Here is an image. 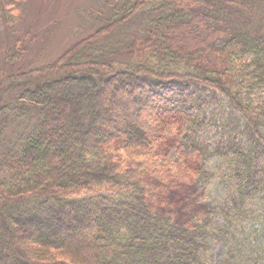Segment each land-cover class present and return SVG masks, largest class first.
I'll list each match as a JSON object with an SVG mask.
<instances>
[{
  "label": "trees",
  "instance_id": "16d2710c",
  "mask_svg": "<svg viewBox=\"0 0 264 264\" xmlns=\"http://www.w3.org/2000/svg\"><path fill=\"white\" fill-rule=\"evenodd\" d=\"M263 260L264 0H116L56 60L1 73L0 264Z\"/></svg>",
  "mask_w": 264,
  "mask_h": 264
},
{
  "label": "rangeland",
  "instance_id": "374dc122",
  "mask_svg": "<svg viewBox=\"0 0 264 264\" xmlns=\"http://www.w3.org/2000/svg\"><path fill=\"white\" fill-rule=\"evenodd\" d=\"M116 0H20V6L6 19L0 0V75L6 70L41 66L56 60L80 39L103 26ZM12 7L7 4V8ZM131 25L124 26V33ZM127 34V33H126ZM21 39L20 47L15 42ZM15 55H17L15 57ZM15 57V58H14ZM209 142H215V131ZM217 159L209 161L214 169ZM215 173L202 195L219 204L228 196V188ZM205 194V195H204ZM215 257L223 253L221 244H214ZM264 264V260L260 263Z\"/></svg>",
  "mask_w": 264,
  "mask_h": 264
}]
</instances>
